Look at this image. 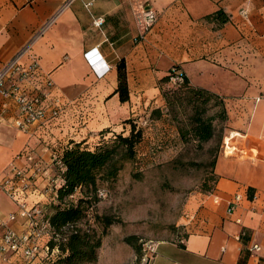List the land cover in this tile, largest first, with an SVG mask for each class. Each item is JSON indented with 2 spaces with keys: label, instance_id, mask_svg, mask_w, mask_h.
<instances>
[{
  "label": "crops",
  "instance_id": "obj_1",
  "mask_svg": "<svg viewBox=\"0 0 264 264\" xmlns=\"http://www.w3.org/2000/svg\"><path fill=\"white\" fill-rule=\"evenodd\" d=\"M147 10L156 21L145 29ZM219 10L225 24L204 19ZM28 45L23 65L38 64L32 87L40 90L49 81L63 109L55 127L20 133L14 104L2 114L0 97V179L11 164L28 167L15 157L33 151L44 167L37 181L43 189L53 166L40 138L51 146L71 141L90 147L101 131L128 134L125 120L141 121L145 111L163 108L157 82L177 67L190 85L224 100V140L232 147L223 146L216 160L212 192L187 198L180 245H158L166 250L157 251L154 264H264V0H0V67ZM120 60L125 103L114 94ZM117 115L123 118L113 122ZM38 191L30 200L46 203ZM16 212L0 189V219ZM9 226L21 231L18 222ZM253 245L258 250L249 252Z\"/></svg>",
  "mask_w": 264,
  "mask_h": 264
},
{
  "label": "trees",
  "instance_id": "obj_2",
  "mask_svg": "<svg viewBox=\"0 0 264 264\" xmlns=\"http://www.w3.org/2000/svg\"><path fill=\"white\" fill-rule=\"evenodd\" d=\"M223 25L228 18L222 11H217L204 18ZM117 87L114 94L118 95L120 103L129 99L126 83V66L124 60L116 65ZM160 84L167 86L162 91L165 108L176 123L177 133L181 142L185 145L195 143L202 149L204 144L216 141V146L208 149L211 156L210 185L204 181L200 193L210 194L214 189L217 177L214 174V166L219 156L221 144L226 136L227 112L224 100L218 95L199 87H194L184 78L181 85L169 84L168 74L159 80ZM188 113H186V111ZM62 113V112H61ZM51 120L47 127L53 128L58 123L59 117ZM162 113L161 109H153L152 114ZM180 115L184 118H180ZM129 125L128 134L122 132L108 136L107 131H101L98 139L92 146L82 143L69 142L65 147L51 146L49 140L40 138L39 145L47 148L56 157L63 171L53 167L51 177H59V183L48 196L46 206L50 225L58 230L66 225H73L74 230L69 234L64 245H60L61 251H66L63 258L55 260V264H89L97 259V250L101 245V236L106 229L116 223L109 217H94L93 221L102 227V232L97 235L94 230L86 225L92 210L91 204L97 199L99 191H104V185H112L118 178L124 166L133 163L136 149L144 139L145 127L136 119L125 120ZM216 124L221 126L217 134ZM39 140V139H38ZM175 160L173 164L178 163ZM134 165L137 167L138 163ZM77 192L75 202L69 200V196ZM81 220H85L83 224ZM131 239H126L131 244ZM133 246V245H132ZM136 253L139 248L134 247Z\"/></svg>",
  "mask_w": 264,
  "mask_h": 264
},
{
  "label": "rangeland",
  "instance_id": "obj_3",
  "mask_svg": "<svg viewBox=\"0 0 264 264\" xmlns=\"http://www.w3.org/2000/svg\"><path fill=\"white\" fill-rule=\"evenodd\" d=\"M157 86L162 96L167 86L159 81ZM152 111H145L141 121L137 120L145 130L150 128V136H145L148 140L137 147L134 162L124 166L115 183L103 186L104 199L97 196L91 204L86 223L90 230L97 235L102 232L94 217H109L116 223L101 236L97 259L89 264H154L158 245H180L184 235L180 223L187 198L200 192L204 181L210 185L211 156L207 151L216 146V141L204 144L202 149L194 142L185 145L165 105L158 115ZM112 118L116 122L123 117ZM220 130L221 126L216 124L217 134ZM175 160L179 162L173 164ZM128 238L130 245L125 242ZM134 247L139 248L138 253ZM163 248L159 254L166 250Z\"/></svg>",
  "mask_w": 264,
  "mask_h": 264
},
{
  "label": "built area",
  "instance_id": "obj_4",
  "mask_svg": "<svg viewBox=\"0 0 264 264\" xmlns=\"http://www.w3.org/2000/svg\"><path fill=\"white\" fill-rule=\"evenodd\" d=\"M144 28H150L156 21V15L150 11H144ZM101 21L95 22L100 26ZM30 45L23 48L14 58L0 67V97L3 100L1 112L5 114L9 102L16 108L15 127L20 133H26L31 127L48 126L49 122L59 116L62 112L60 100L52 95V84L46 81L44 87L35 90L32 81L37 76L38 64L31 60L29 65H23L22 58L29 50ZM169 84L172 86L181 85L184 81V74L173 67L168 72ZM226 148L224 140L223 144ZM41 147V146H40ZM41 152L49 151L45 147L40 148ZM25 160L28 167L20 168L15 164L9 166V172L0 179V189L5 196L17 207L16 213L8 215L7 220L0 219V264H55V260L63 258L66 251L60 250L69 234L74 230L73 225H66L55 230L49 222L46 206L48 196L59 183V177L49 178L47 184L38 191L37 181L41 178L44 167L38 154L29 151L25 154H18L15 161ZM51 165L63 171L62 166L56 161L51 153ZM38 191L47 196V202H32L30 198ZM97 196L104 199L106 194L99 191ZM77 199V192L69 196L71 202ZM239 196H235L228 203L227 212L230 214L235 208ZM215 203L217 201L215 200ZM184 218H189L184 214ZM18 222L21 231L12 230L9 223ZM241 236L235 237L236 241ZM258 246L253 245L249 252L257 251Z\"/></svg>",
  "mask_w": 264,
  "mask_h": 264
},
{
  "label": "bare ground",
  "instance_id": "obj_5",
  "mask_svg": "<svg viewBox=\"0 0 264 264\" xmlns=\"http://www.w3.org/2000/svg\"><path fill=\"white\" fill-rule=\"evenodd\" d=\"M227 148L231 150L232 145L230 144V140L226 141Z\"/></svg>",
  "mask_w": 264,
  "mask_h": 264
}]
</instances>
